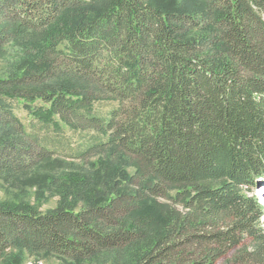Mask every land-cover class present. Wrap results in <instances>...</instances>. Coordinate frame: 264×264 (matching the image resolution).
I'll list each match as a JSON object with an SVG mask.
<instances>
[{"label": "trees", "instance_id": "obj_1", "mask_svg": "<svg viewBox=\"0 0 264 264\" xmlns=\"http://www.w3.org/2000/svg\"><path fill=\"white\" fill-rule=\"evenodd\" d=\"M9 45L0 178L90 201L0 203L2 264H264V0H0ZM96 157L68 184L37 173Z\"/></svg>", "mask_w": 264, "mask_h": 264}, {"label": "rangeland", "instance_id": "obj_2", "mask_svg": "<svg viewBox=\"0 0 264 264\" xmlns=\"http://www.w3.org/2000/svg\"><path fill=\"white\" fill-rule=\"evenodd\" d=\"M18 51L15 47L7 46L6 53L3 57H0V78H5L12 71V63L17 60ZM15 115L23 122L24 124L28 120L29 116L23 109H19L15 111ZM99 158H93L86 163L82 162H69V161H61L62 165H58V168L53 169L54 167L47 168L45 172V167L40 168L37 173L41 176L44 173H49L48 180L52 175H56L62 177L63 179L60 182H66V177H79L85 178L88 172L92 171L90 166L91 163L96 162ZM60 164V163H58ZM94 166L97 167L94 163ZM124 170L127 172L129 176L134 174V169L132 167H126ZM93 175V174H92ZM32 176V171L26 173L25 175H21L19 177V182L15 184L14 187L8 186L7 182H4L2 178H0V203H11V204H20L24 203L27 206L35 209L39 213H44L47 210H52L58 208L62 205H69L73 209H81L86 207L88 201L83 197H77L73 193V191L69 188L62 189L63 191H68L66 199L60 197L58 191H50L46 190V185L42 186V190L38 193L40 187L28 186L23 183L26 179ZM112 183V181H111ZM261 186H264L262 184ZM45 190V191H44ZM60 190V189H58ZM161 202L166 203V200H160ZM172 208L175 211L183 212L181 206L173 205ZM161 235V234H160ZM146 246L142 249H137L136 246L126 249L120 250L119 252H107L99 256L98 258L85 262L82 264H134L135 260H137L142 253L146 250ZM231 255L229 254L227 257L229 258ZM23 260L21 264H74L68 260L60 259L54 255H46V254H38L33 256H28L26 253L22 256ZM225 260V259H224ZM224 260L218 261L217 264H224ZM0 264L2 262L0 261Z\"/></svg>", "mask_w": 264, "mask_h": 264}, {"label": "bare ground", "instance_id": "obj_3", "mask_svg": "<svg viewBox=\"0 0 264 264\" xmlns=\"http://www.w3.org/2000/svg\"><path fill=\"white\" fill-rule=\"evenodd\" d=\"M261 188H263V189L261 190V192H264V186H262Z\"/></svg>", "mask_w": 264, "mask_h": 264}, {"label": "built area", "instance_id": "obj_4", "mask_svg": "<svg viewBox=\"0 0 264 264\" xmlns=\"http://www.w3.org/2000/svg\"><path fill=\"white\" fill-rule=\"evenodd\" d=\"M263 202V201H262Z\"/></svg>", "mask_w": 264, "mask_h": 264}]
</instances>
